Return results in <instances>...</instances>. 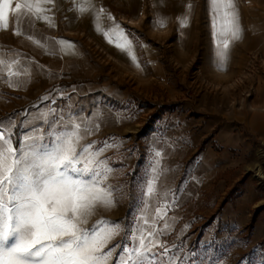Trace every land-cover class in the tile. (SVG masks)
I'll list each match as a JSON object with an SVG mask.
<instances>
[{
    "label": "rangeland",
    "instance_id": "rangeland-1",
    "mask_svg": "<svg viewBox=\"0 0 264 264\" xmlns=\"http://www.w3.org/2000/svg\"><path fill=\"white\" fill-rule=\"evenodd\" d=\"M189 2L194 9L182 27ZM237 2L243 35L230 44L225 70L219 67L209 0H165L163 5L159 0H95L124 31L111 43L90 15L78 18L68 11L67 0L56 13L57 34L83 46L123 93L107 101L119 117L116 126L85 142H122L102 157L113 168L109 182L115 206L98 212L90 224L106 218L124 228L143 216L151 224L156 209L168 204L156 227L162 229L165 221L170 225L159 239L170 256L178 257L177 264H258L264 256V127L252 125L254 117L264 116V0ZM142 12L146 19L140 24L123 20H136ZM160 19L166 21L163 27ZM100 23L106 29L112 22L102 18ZM124 38L132 42L131 54L116 47ZM226 76L232 95L222 92ZM228 125L243 144L232 152L235 165L221 164L211 178L191 188L203 151L211 146L221 154L211 142L214 129ZM156 151L162 155L155 157ZM157 159L158 194L145 204L144 185Z\"/></svg>",
    "mask_w": 264,
    "mask_h": 264
},
{
    "label": "snow or ice",
    "instance_id": "snow-or-ice-1",
    "mask_svg": "<svg viewBox=\"0 0 264 264\" xmlns=\"http://www.w3.org/2000/svg\"><path fill=\"white\" fill-rule=\"evenodd\" d=\"M61 2L0 0V31L8 30L11 21L15 25L14 36L26 38L49 55H77L74 42L48 38L59 46L49 50L30 34L38 22L48 28L56 27ZM67 2V10L78 18L90 15L97 31L109 43L116 33L124 37L123 29L108 9L97 7L95 0ZM159 3L163 5L165 0ZM209 4L219 67L225 70L230 44L243 35L238 2L209 0ZM193 9L189 2L188 12L180 21L182 27L188 26L187 15ZM102 18L112 22L106 29L100 23ZM165 23L164 19L158 21L161 27ZM116 47L131 54L132 42L124 38ZM8 52L10 55L5 57L0 50V80L9 88H23L34 72L24 65L19 52ZM131 58L136 60L135 55ZM136 66L140 67L138 63ZM36 67L43 71V66ZM36 119L47 127H32L30 121L18 126L12 118L0 120V264H112L114 256L115 264H177L178 257L170 256L169 247L159 239L167 235L170 225L165 221L162 229L156 227L158 220L167 215L168 204L156 209L157 216L151 224L146 216L134 218L133 224L124 228L106 218L90 224L98 212L115 206V189L109 182L113 168L110 159L102 157L113 146L121 147L122 142L112 138L111 143L104 141L100 146L95 141L85 143L88 136L99 131L100 124L79 116L65 120L55 109ZM17 127L29 130L20 135ZM161 155L159 151L154 153L155 157ZM150 169L144 185L148 198L143 201L145 204L158 194L159 159ZM117 237L121 239L113 243ZM258 264H264V256Z\"/></svg>",
    "mask_w": 264,
    "mask_h": 264
},
{
    "label": "crops",
    "instance_id": "crops-1",
    "mask_svg": "<svg viewBox=\"0 0 264 264\" xmlns=\"http://www.w3.org/2000/svg\"><path fill=\"white\" fill-rule=\"evenodd\" d=\"M14 27V23L10 21L9 29L0 31V50L4 52L5 57L10 55L9 49L19 52L24 65L29 66L34 75L25 87L19 89L9 88L4 80H0V120L12 118L18 126L22 121H30L32 127L44 129L47 126L36 118L41 113H48L49 109H55L58 114L62 113L65 120L69 116H79L86 121L100 124L99 131L88 136L85 142L116 126L119 117L107 101L122 97L123 93L92 63L83 46L67 37L59 36L56 28H48L44 23L38 22L30 34L45 43L47 49L59 47L48 38L74 42L78 49L77 55H49L26 38L14 36ZM37 64L43 66V71L36 67ZM252 125L262 129L263 114L254 117ZM28 130L24 127L16 129L20 135ZM214 130L217 131L213 134L214 139L211 142H217L221 154L215 153L211 146L203 151V160L194 172L191 188L211 178L221 164L225 167L235 165L236 159L232 152L243 146L231 126H218ZM173 151L175 153L174 149Z\"/></svg>",
    "mask_w": 264,
    "mask_h": 264
},
{
    "label": "bare ground",
    "instance_id": "bare-ground-1",
    "mask_svg": "<svg viewBox=\"0 0 264 264\" xmlns=\"http://www.w3.org/2000/svg\"><path fill=\"white\" fill-rule=\"evenodd\" d=\"M145 19H146V14L144 12H142L140 17L138 19H136V20H133V19H130V20L123 19V20L126 21V22H129L131 24H135L136 25V24H140V22L144 21ZM214 42H215V40H214ZM229 79H230L229 76L221 78V81H223L222 84H221L222 85V90H223L222 92L224 94H227V95H232L233 94L232 93L233 85L228 83Z\"/></svg>",
    "mask_w": 264,
    "mask_h": 264
}]
</instances>
